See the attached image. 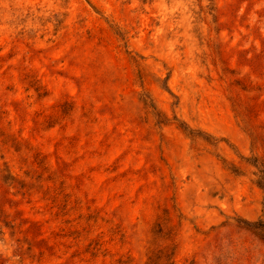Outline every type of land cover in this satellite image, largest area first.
<instances>
[{"label":"rangeland","instance_id":"1","mask_svg":"<svg viewBox=\"0 0 264 264\" xmlns=\"http://www.w3.org/2000/svg\"><path fill=\"white\" fill-rule=\"evenodd\" d=\"M264 0H0V264H264Z\"/></svg>","mask_w":264,"mask_h":264},{"label":"trees","instance_id":"2","mask_svg":"<svg viewBox=\"0 0 264 264\" xmlns=\"http://www.w3.org/2000/svg\"><path fill=\"white\" fill-rule=\"evenodd\" d=\"M259 171H260V176H259L257 183L264 189V168L260 169ZM257 224H259L260 226L264 228V222H258Z\"/></svg>","mask_w":264,"mask_h":264}]
</instances>
